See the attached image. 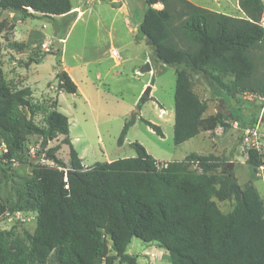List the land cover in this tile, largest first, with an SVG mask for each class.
I'll return each mask as SVG.
<instances>
[{
	"label": "trees",
	"instance_id": "obj_1",
	"mask_svg": "<svg viewBox=\"0 0 264 264\" xmlns=\"http://www.w3.org/2000/svg\"><path fill=\"white\" fill-rule=\"evenodd\" d=\"M143 1L148 8L135 39L143 35L153 56L176 68L177 144L224 126L221 113L204 116L208 103L193 88L194 74L235 97L249 92L264 100V0H239L243 17L190 0ZM0 9L24 18H63V33L73 20L71 0H0ZM56 68L58 91L77 93L64 67ZM221 75H230V83ZM33 96L28 86L7 84L0 65V139L16 155L36 135L41 152L53 161L33 163L38 212L33 233L2 228L10 209L0 195V264H137L127 252L133 237L158 243L173 264H264V197L252 181L239 183L229 162L199 153L159 161L133 142L134 156L84 166L70 140L69 118L58 109V93L42 101ZM37 114L43 115L39 122ZM232 114L242 130L259 121V115L249 122ZM133 122L126 121L120 143ZM146 123L163 134L160 126ZM63 144L70 146L69 162L57 155ZM193 163L201 171L191 169ZM247 163L257 171L263 159L251 151ZM5 171L8 166L0 173ZM212 197L234 199L233 208L222 211Z\"/></svg>",
	"mask_w": 264,
	"mask_h": 264
},
{
	"label": "rangeland",
	"instance_id": "obj_2",
	"mask_svg": "<svg viewBox=\"0 0 264 264\" xmlns=\"http://www.w3.org/2000/svg\"><path fill=\"white\" fill-rule=\"evenodd\" d=\"M114 1L124 3L126 8L118 9L112 5ZM190 1L214 11L238 17L245 15L239 8V0ZM71 4L75 12L59 39L62 49L55 47L53 26L63 18H24L19 12L0 9V65L4 81L12 88L30 87L36 101L47 96L54 98L58 93V109L71 122L72 145L86 163L92 165L136 155L133 142L141 143L159 161L183 160L191 153L213 154L233 163L239 183L252 181L264 197V168L254 171L247 163L241 142L242 129L237 123L238 117L232 114H242L249 122L254 115H263L261 121H264V100L235 97L222 85L214 82L210 86L200 73L194 74L193 88L208 103L204 116L221 113L225 117L224 126L215 132L203 131L177 144L174 139L176 68L164 63L159 68L153 58L156 72L141 71L152 54L145 37L140 35L141 40H136L137 32H133L147 11L144 1L71 0ZM43 43H49L48 51L42 48ZM114 47L123 56L120 62L111 56ZM56 64L63 66L79 86L77 93L58 91ZM221 76L224 83H230V75ZM149 86L153 88L146 98L144 92ZM42 117L37 114L35 118L39 122ZM127 120L134 122L120 143ZM146 120L160 126L163 134H158ZM61 141L62 137L52 140L48 146ZM27 143L24 153L30 146L40 144L36 135H31ZM57 155L69 162L70 146L63 144ZM44 157H38L37 161L53 164ZM35 162L23 161L9 167L10 172L0 173V195L10 209V216L1 221L2 228H15L19 233L35 231L38 217L32 177ZM190 166L201 171L196 163ZM212 199L224 212L233 208L234 199ZM127 252L136 256L137 264H173L165 248L139 237L132 238ZM98 264H104L103 260Z\"/></svg>",
	"mask_w": 264,
	"mask_h": 264
},
{
	"label": "built area",
	"instance_id": "obj_3",
	"mask_svg": "<svg viewBox=\"0 0 264 264\" xmlns=\"http://www.w3.org/2000/svg\"><path fill=\"white\" fill-rule=\"evenodd\" d=\"M42 48L48 51L50 49L49 43H43ZM111 56L115 58L118 62L123 60V56L121 55L118 47H114L111 49ZM153 58H155L153 57V54H150L147 57V60L149 61L150 66H151L150 73L156 72V67L152 65ZM156 62H158L157 59H156ZM159 64H160L159 66H162L160 62ZM238 96L245 98V99H251V100H254L255 98L262 99V97L254 95L249 92L238 93ZM241 142L243 146L245 147L246 157L249 156V153L251 151L256 152L263 159V164L261 165L260 168H264V128L261 127L260 123H256L255 125H251L247 128H244L242 130V141ZM42 155L44 156L45 153L41 152V144L30 146V148H28L25 153L21 152L19 155H10L7 142L0 139V171L3 166L4 167L8 166L10 168H13V167H16L22 164L23 161L29 164L37 160V158L41 157Z\"/></svg>",
	"mask_w": 264,
	"mask_h": 264
},
{
	"label": "water",
	"instance_id": "obj_4",
	"mask_svg": "<svg viewBox=\"0 0 264 264\" xmlns=\"http://www.w3.org/2000/svg\"><path fill=\"white\" fill-rule=\"evenodd\" d=\"M54 33H53V37L55 38V47L57 49H62V42L59 40L61 35H62V28L59 22L54 23ZM151 70V66L149 61L146 63V65L141 69V71H148ZM150 92H151V87L149 86L147 88V90L144 92V97H149L150 96ZM228 168L232 169L233 168V163H230L228 165Z\"/></svg>",
	"mask_w": 264,
	"mask_h": 264
},
{
	"label": "crops",
	"instance_id": "obj_5",
	"mask_svg": "<svg viewBox=\"0 0 264 264\" xmlns=\"http://www.w3.org/2000/svg\"><path fill=\"white\" fill-rule=\"evenodd\" d=\"M115 3H117V6H118V9H121V10H123V9H125L126 8V5L124 4V3H121V2H119V1H114ZM203 7V6H202ZM206 8V7H205ZM209 9V8H208ZM72 10H74V7H73V9ZM212 10V9H211ZM75 11H73V13H74ZM125 12L128 14V12L125 10ZM225 14H228V13H225ZM231 15V14H230ZM140 24V23H139ZM139 24H138V26H139ZM138 26L137 27H135L134 29H133V32H137L138 30ZM136 34V33H135ZM63 45V44H62ZM147 62H148V60H147ZM158 63V66L160 65L159 64V61L157 62ZM161 63V65L163 66V63L162 62H160ZM153 65V64H152ZM162 66H159V68H162ZM65 69V68H64ZM66 70V69H65ZM150 71V70H149ZM152 74V73H151ZM70 75V74H69ZM72 78V77H71ZM73 79V78H72ZM148 84V81L144 84V88H145V86ZM151 88H153V86L151 87ZM80 90V88H79V86H78V91ZM235 113V112H234ZM69 118V117H68ZM262 118H263V115H259V121H258V123H260V125H261V127H263L264 128V121H261L262 120ZM69 123H70V131H71V122H70V120H69ZM238 123V122H237ZM237 123H234L233 125H237ZM234 128V127H233ZM70 140H71V138H70ZM78 152V151H77ZM78 155H79V157L81 158V160H82V164L84 165V166H90L91 164H89V163H86L85 162V158H83V156L78 152ZM132 156H134V155H132ZM107 161H112V159H108Z\"/></svg>",
	"mask_w": 264,
	"mask_h": 264
}]
</instances>
